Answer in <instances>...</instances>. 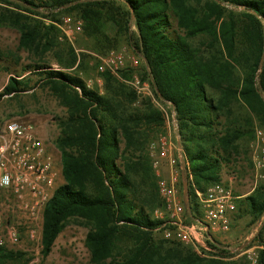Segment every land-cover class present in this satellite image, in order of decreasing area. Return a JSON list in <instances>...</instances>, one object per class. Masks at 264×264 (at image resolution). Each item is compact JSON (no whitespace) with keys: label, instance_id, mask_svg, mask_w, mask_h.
Instances as JSON below:
<instances>
[{"label":"trees","instance_id":"obj_1","mask_svg":"<svg viewBox=\"0 0 264 264\" xmlns=\"http://www.w3.org/2000/svg\"><path fill=\"white\" fill-rule=\"evenodd\" d=\"M66 11L81 16L90 36L109 39L106 28L112 25L130 42L136 27L135 47L145 64L141 79H151L154 97L176 114L192 222L203 217L196 192L220 183L224 166L264 128V0H0V28L19 32V50L38 59L39 82L68 113L56 140L65 184L45 207L43 256L68 220L77 218L90 228L92 264H222L155 238L164 221L154 213L165 204L148 149L166 117L150 98L142 112L129 111L137 96L117 76L101 75V95L64 71L78 62L74 49L60 41L57 15ZM49 52L61 69H49ZM128 73L121 76L128 79ZM27 89L24 79L10 78L0 99ZM245 205L260 219L264 186ZM208 245L217 249L214 241ZM22 256L0 249L3 260ZM258 264H264V251Z\"/></svg>","mask_w":264,"mask_h":264},{"label":"rangeland","instance_id":"obj_2","mask_svg":"<svg viewBox=\"0 0 264 264\" xmlns=\"http://www.w3.org/2000/svg\"><path fill=\"white\" fill-rule=\"evenodd\" d=\"M47 0H35L37 5H41ZM61 32V42L72 47L78 56V62L71 70H64L82 78L89 89L101 95H105L104 81L99 70L101 58L111 51L123 52L129 58H137L140 65L137 69L128 68L129 78L125 79L120 75L119 81L125 84L135 94L136 92L128 83L134 75L144 77V61L136 50L138 33L136 27L131 28V41L128 37L119 34L117 27L109 25L107 35L98 37L85 33V23L77 12H60L57 15ZM71 18L74 23H80L82 30L71 35H66L62 30L64 19ZM173 29L176 30V21H173ZM111 39V41H110ZM20 34L10 28H0V95L8 85L10 78L18 80L24 79L29 83V89L25 92L12 96H5L0 99V128L11 120H21L37 126L43 140L53 146L54 153L61 158L60 151L56 146V140L60 135L59 123L68 117L67 109L62 107L48 88L39 82L40 71H37L38 59L32 57L25 51L19 50ZM57 51V50H56ZM54 52L47 53V64L49 69H61L54 59ZM40 64V63H39ZM126 72V71H124ZM136 102L129 106V111L133 113L142 112L147 97L137 95ZM154 107L160 111L164 110L166 126L161 135L170 132L172 141L176 143V133L172 119V110L169 106L158 105L152 101ZM255 140L248 145L243 143L239 156H236L233 164L224 166L222 176L228 179L232 172L237 174V195L250 196L256 189L264 186V181H255V159L257 156L256 134ZM160 134L156 135L153 143H157ZM151 144V146H152ZM125 141L121 138V149H124ZM151 146L148 152L151 154ZM121 164V162L119 161ZM161 173L165 178L170 176L169 168L166 164L161 166ZM65 184L63 174L57 188ZM245 198L236 202V211L231 214L230 229L227 233H216L211 235V239L216 243L217 249H212L209 245L205 257L222 264H252L246 252L249 249H256L260 253L264 251V215L260 219H255L247 211ZM8 196H0V249L6 252L19 253L23 256L20 259L9 261L0 258V264H92L90 252L86 246V236L89 227L85 221L72 218L66 223L65 229L57 238L49 256H43L42 228L41 223H32L26 220L22 211L9 209L3 202ZM156 218V212L154 213ZM203 219V217H202ZM201 219V220H202ZM12 229L17 232V240H10L8 233ZM34 233L33 237L31 234ZM157 240H164L162 233H155ZM166 241V240H164ZM181 244V243H179ZM183 245V244H181ZM186 246V245H183ZM190 247V246H186Z\"/></svg>","mask_w":264,"mask_h":264},{"label":"built area","instance_id":"obj_3","mask_svg":"<svg viewBox=\"0 0 264 264\" xmlns=\"http://www.w3.org/2000/svg\"><path fill=\"white\" fill-rule=\"evenodd\" d=\"M62 30L69 36L80 32L82 25L66 18ZM139 65V59L129 58L123 52L111 51L101 58L99 70L101 74L110 73L120 77L128 68L137 69ZM128 83L137 95L163 105L154 97L151 79L143 81L134 75ZM166 106L172 110L176 143L172 141L170 132H167L160 135L158 142L151 146L153 168L165 204L163 210L156 211V218L164 221L156 233H162L166 241L190 246L205 257V252L210 251L208 243L213 242L211 235L227 233L230 229V216L236 211L235 185L238 177L232 172L228 181L222 178L205 194L196 192L203 219L188 222L190 213L183 196V184L185 181L188 183L187 163L178 136L176 114L170 104ZM161 110L164 112L163 108ZM255 146V181L260 183L264 181V130L257 131ZM163 164L169 168L168 178L161 173ZM61 176V158L54 153L53 146L43 140L37 126L11 119L0 128V196H8L3 205L22 211L24 218L32 223H41L45 207L53 197ZM8 236L10 240L16 241V230H10ZM246 254L252 264H258L259 253L256 249H249Z\"/></svg>","mask_w":264,"mask_h":264},{"label":"water","instance_id":"obj_4","mask_svg":"<svg viewBox=\"0 0 264 264\" xmlns=\"http://www.w3.org/2000/svg\"><path fill=\"white\" fill-rule=\"evenodd\" d=\"M188 183L185 181L183 184V196H184V202L187 207V211L190 213L191 212V207H190V202H189V197H188Z\"/></svg>","mask_w":264,"mask_h":264},{"label":"crops","instance_id":"obj_5","mask_svg":"<svg viewBox=\"0 0 264 264\" xmlns=\"http://www.w3.org/2000/svg\"><path fill=\"white\" fill-rule=\"evenodd\" d=\"M225 179V178H224ZM226 181H228V179H225ZM237 185V184H236ZM235 185V194H236V192H238V188H237V186ZM247 195H237V201L238 200H241V199H243V198H245ZM236 201V202H237Z\"/></svg>","mask_w":264,"mask_h":264}]
</instances>
